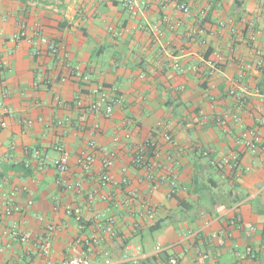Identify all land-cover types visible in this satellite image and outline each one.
<instances>
[{"label": "crops", "instance_id": "obj_1", "mask_svg": "<svg viewBox=\"0 0 264 264\" xmlns=\"http://www.w3.org/2000/svg\"><path fill=\"white\" fill-rule=\"evenodd\" d=\"M125 1L0 0V210L21 208L0 220V264L60 263L78 253L95 264H264V0H181L190 15L145 0L137 16ZM164 18L182 26L172 31ZM22 27L27 37L14 42ZM36 33L63 43L68 60L30 43ZM217 55L225 62L213 77L208 63ZM76 66L90 86L70 78ZM98 85L124 98L110 119L85 112ZM226 114L240 120L223 126ZM247 129L263 139L255 156L242 142ZM146 142L160 153L150 149L156 188L132 163V149ZM59 146L69 154L63 177L53 164ZM83 152L95 158L89 169L78 163ZM108 153L113 182L104 186ZM231 153L240 170L217 163ZM170 170L181 186L175 195ZM12 226L34 240L14 241L5 235ZM41 239L51 244L47 254ZM248 250L254 257L240 260Z\"/></svg>", "mask_w": 264, "mask_h": 264}, {"label": "built area", "instance_id": "obj_2", "mask_svg": "<svg viewBox=\"0 0 264 264\" xmlns=\"http://www.w3.org/2000/svg\"><path fill=\"white\" fill-rule=\"evenodd\" d=\"M161 6L163 9H167L168 7H174L181 11L185 15H190V7L183 3L181 0H160ZM125 7L127 10L133 15L137 16L140 11H144L148 8V3L145 0H126L125 1ZM205 16V15H204ZM163 22H165L170 30L175 31L179 29L182 26L181 22H175L168 18H164ZM154 33L157 38H161L163 36V32L160 29V24H156L154 26ZM114 31V30H112ZM36 37L38 40L35 42L33 39H30V43L36 44V45H43L45 46V51L52 55V56H59L60 54L63 55L64 60H68L69 56L66 52V47L61 42H55L49 40L44 35H41L40 33H36ZM27 37V31L25 27L21 28V31L14 36L13 41H18L22 38ZM1 53V49H0ZM225 58L217 55L216 59L213 61H210L209 67H210V76H215L222 64H224ZM259 66L264 65V60L261 59L259 61ZM175 68L180 69V64L175 63ZM70 78H74L78 81H80L83 86L86 88L87 86L91 85V79L90 76L85 74L82 67L76 66L72 68ZM67 80L66 77L62 78V81L65 82ZM90 93L95 98V100L90 103L86 109L85 112L88 114H93L97 117H103L105 119H110L113 114L116 107L122 106L124 102V98L120 95L110 94L109 91L103 87V86H91L90 87ZM230 94L234 95L235 92L231 91ZM2 113V110L0 108V114ZM234 119L239 121L240 117L238 114H226L222 118L218 120V122L221 125H226L229 120ZM261 125L264 126V120H262ZM1 127H6L7 123L5 121H2L0 124ZM159 128L163 131V137L164 139L170 143L175 145L174 139L172 135L167 131L165 125L163 123L159 124ZM117 141V140H116ZM242 142L247 148L248 152L255 156L257 155L261 150L263 146V139L260 133H258L256 130L247 129L243 135H242ZM89 147L91 149H96V144L94 142H90ZM154 150V154L156 156H159L160 153H157L156 146L154 144H151L150 142H146L144 144L138 145L132 149V163L135 168L146 170L148 172V180L153 184L154 188L158 187L159 184L155 181V177L151 171L150 166V149ZM57 151L59 153V157L53 161V164L57 171L59 172L60 176L63 177L65 174H67L69 170V154L65 147L59 146L57 148ZM35 156L40 159V163L43 165L46 162V158L41 157V154L38 150H35ZM205 155H208V153H205ZM95 162V158L92 154H89L87 152H83L82 156L79 158L78 163L82 166H84L86 169H89ZM115 163V154L114 153H108L106 157L104 158L102 162V175H101V184L102 185H109L113 182V176L111 174V170L114 167ZM222 166H226L230 168L231 170H240L241 167V158L238 153H231L227 156H223L218 160V162ZM170 192L171 195H175L181 191V186L178 182L177 172L175 170H170ZM1 177V174H0ZM124 183L127 182V180H123ZM59 184L61 186H64L66 189H73V186L67 182H65L63 179H60ZM17 192L11 193V197H15ZM21 208L16 206H10L6 207L4 210H0V220L2 217H12L16 213L20 212ZM68 214H72V208H68ZM148 217L150 220H153L155 218V213L150 209L148 211ZM5 235L10 236L14 241H18L22 244H28L34 240L32 234L29 232L21 231L17 226L10 227L6 232ZM40 245L41 250L44 254L49 253L51 249V244L47 239H41ZM141 247H138L135 252H140ZM157 252H161L162 248L161 246L156 247ZM237 256L240 260H246L247 257H254L253 253L248 250L245 253H237ZM46 264H95L90 260V258L78 253L69 258L68 260H65L60 263H52L51 261H47ZM166 264H180L178 257H172Z\"/></svg>", "mask_w": 264, "mask_h": 264}, {"label": "trees", "instance_id": "obj_3", "mask_svg": "<svg viewBox=\"0 0 264 264\" xmlns=\"http://www.w3.org/2000/svg\"><path fill=\"white\" fill-rule=\"evenodd\" d=\"M151 152H152V154H153V150H152ZM149 156H150V155H149ZM160 225H161V222H158L154 227H152V230L159 228ZM171 258H172V257H169V258L166 260V263H167Z\"/></svg>", "mask_w": 264, "mask_h": 264}]
</instances>
